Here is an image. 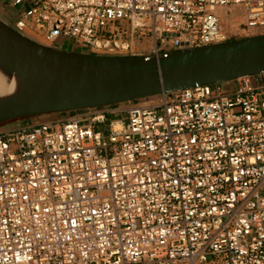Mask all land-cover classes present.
<instances>
[{"label": "built area", "instance_id": "built-area-1", "mask_svg": "<svg viewBox=\"0 0 264 264\" xmlns=\"http://www.w3.org/2000/svg\"><path fill=\"white\" fill-rule=\"evenodd\" d=\"M26 2L16 32L94 55L227 43L218 8L264 36V0ZM232 83L0 131V264H264V74Z\"/></svg>", "mask_w": 264, "mask_h": 264}, {"label": "water", "instance_id": "water-1", "mask_svg": "<svg viewBox=\"0 0 264 264\" xmlns=\"http://www.w3.org/2000/svg\"><path fill=\"white\" fill-rule=\"evenodd\" d=\"M0 64L28 85L0 99V124L107 107L264 74V36L152 57L42 45L0 21Z\"/></svg>", "mask_w": 264, "mask_h": 264}, {"label": "rangeland", "instance_id": "rangeland-1", "mask_svg": "<svg viewBox=\"0 0 264 264\" xmlns=\"http://www.w3.org/2000/svg\"><path fill=\"white\" fill-rule=\"evenodd\" d=\"M229 9V8H228ZM231 10V9H230ZM231 20L228 23H224L223 25V30L227 33V35L230 37V40L235 39V40H240L248 37H254L253 32H247L244 33L242 31V25L245 22L244 16L242 11L237 13V17H234L232 13H229ZM234 19V20H233ZM237 19V20H236ZM223 23V22H222ZM249 36H245V35ZM62 44H59V46L63 47L64 49L70 48L73 46V43L71 40L67 39H60ZM133 41V51H131L130 54H137V55H145V56H150L151 51L155 45L154 40L152 39L151 35L144 36L141 39L138 38H133V40H129L131 43ZM78 51H83V52H88L85 50H82L80 48H76ZM221 85L224 89H230L233 86L232 82H227V83H221ZM150 101V99L145 100L144 102ZM71 113H58V114H50V115H45V116H38V117H32L29 119L21 120V121H14V122H9V123H2L0 124V131L5 130V129H10L17 127L19 125H40L43 124L44 122L48 121H65L68 117H70Z\"/></svg>", "mask_w": 264, "mask_h": 264}, {"label": "bare ground", "instance_id": "bare-ground-1", "mask_svg": "<svg viewBox=\"0 0 264 264\" xmlns=\"http://www.w3.org/2000/svg\"><path fill=\"white\" fill-rule=\"evenodd\" d=\"M230 12L232 13V15H234V17H237V13L241 11H238L235 8H231V10L221 9V8L216 9V13L220 17L222 28L224 26L223 25L224 23L226 24L231 20L230 15H229ZM27 89H28V85L25 81H21L17 79L16 77H14L13 75H11L0 64V99L22 94L26 92Z\"/></svg>", "mask_w": 264, "mask_h": 264}, {"label": "crops", "instance_id": "crops-1", "mask_svg": "<svg viewBox=\"0 0 264 264\" xmlns=\"http://www.w3.org/2000/svg\"><path fill=\"white\" fill-rule=\"evenodd\" d=\"M28 7H29V4L27 2L22 5H17L15 4V0H0V21L7 24L8 26L13 27L15 22L23 16L24 12L27 10ZM232 41H238V40L232 39L228 42H232ZM62 43L63 42L59 40L56 48L60 50H64V51L94 55V54H91L90 52L78 51L76 49L78 47L74 44V41H72L73 46L67 49L66 48L64 49L62 46L61 47L59 46V44H62ZM128 56L131 57L134 55L130 54ZM136 56L144 57L145 55L142 54V55H136Z\"/></svg>", "mask_w": 264, "mask_h": 264}]
</instances>
